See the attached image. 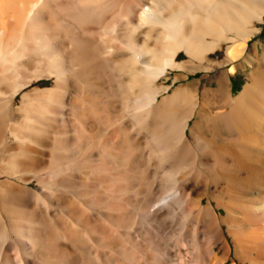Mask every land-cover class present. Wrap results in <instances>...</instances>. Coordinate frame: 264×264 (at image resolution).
<instances>
[{
    "label": "bare ground",
    "instance_id": "obj_1",
    "mask_svg": "<svg viewBox=\"0 0 264 264\" xmlns=\"http://www.w3.org/2000/svg\"><path fill=\"white\" fill-rule=\"evenodd\" d=\"M263 19L264 0H0V134L4 142L19 154L14 158L16 163L12 165L11 162L12 167H0V255L3 247H8L1 256L3 259L0 264H37L39 257L44 260L43 250L48 249L49 245L44 242L48 239L44 226L54 221L52 218L58 211L56 207L70 210L75 204L82 203H78L81 194L85 192L89 195L92 191L81 190L80 194V191H76L85 184L83 182L78 186L76 183L78 189L73 192L80 196L75 202L72 197L76 194L67 192L70 186L66 188V184H69L68 181L79 182L85 176L92 177L94 174L89 172L95 170L96 164L89 168L83 166L90 169L88 172L83 169L82 174L76 170L77 173L64 175L60 173L63 169V163L60 162L65 155L59 156L63 151H70L76 156L79 151L74 148L76 152H73L74 143L71 147L74 122L78 119L77 115L74 118L72 107H76L78 97H86L83 95L85 89L82 84L86 82L100 88V93L99 89L93 90V93L94 96L99 94L102 107L108 109V112H115L113 115L121 112L118 118L121 120L119 125L123 136L128 131L135 142H141L135 126L141 120L151 128L158 116L166 127L163 136L167 134V139L170 136L179 141L178 144H193L200 152L201 149L209 150L216 157L212 164L215 169L214 172L199 170L184 174L183 177L172 176L171 181L168 180L171 176L165 175V178L168 177L165 180L169 181L167 192L158 193L157 182H152L143 193L140 191V197L135 195L140 200L147 199L146 204L143 203L144 213L148 214L151 224H157L156 229H160L156 236H134L135 242L149 248L156 247L157 251L145 247L140 249L139 254H134V251L124 252L119 246L120 240L117 241L122 234L121 230H114L113 236L109 233L108 237L107 230V233L101 231L102 234L94 229L95 236L106 234L113 241L105 238L112 246L108 245L110 250H106L107 246L103 248L106 251L102 249L103 258L100 260L97 253H91L95 245H91L93 240H90V236L86 237L89 234L84 231L88 224L89 228L94 226L91 224L93 221L84 222L86 226L84 223L78 224L84 227L78 238L63 230L60 232L59 226L57 231L56 222H50L56 224V227L52 226L56 230L55 240L54 243L49 240L46 242L54 245L57 242V247L63 245L65 250H71V255L80 256V263H77L79 257L75 258L78 261L73 264H225L228 258L230 260L227 264H264V46L257 49L256 41L249 42L260 30L259 22ZM126 43L131 47V51H128L130 54L127 52L130 58L123 50V44L126 49H130ZM217 50L220 52L217 53ZM181 51L185 57L179 58ZM129 60L132 66L130 63V68L126 69L128 74H124L126 71L123 67ZM239 65L248 66L246 78L242 88L233 94L230 74ZM174 69L179 71H173L171 75ZM197 69H202V75L207 76L204 82L199 83V77H196L175 84L170 92L167 90L169 83L164 78L170 76L173 82ZM124 94L133 99V108L140 113L139 116L137 114L139 122L136 119L134 121L138 122L137 125L127 118L128 109L120 98ZM86 121L93 123L90 119ZM24 124H29L31 132L25 137L11 128L13 125ZM161 130L158 131L159 137L163 134H159ZM156 134H152L155 137L151 140L147 135L150 142L153 139L161 140L162 137ZM27 138L32 139L35 146L28 143ZM144 140L142 142L145 145ZM72 142H76L75 139ZM205 142L210 143L212 149H208ZM169 145L167 143V147ZM179 147L181 149L183 146ZM145 148L141 147L138 151L143 153ZM162 149L161 152L168 150L166 147ZM144 158L143 161L146 160ZM59 160L61 166L57 163L54 165ZM65 160L69 161L67 158ZM151 160L156 159H147L149 162ZM93 161L96 162V159ZM66 165L65 173L69 168ZM59 166L62 167L58 170L60 172L56 171ZM52 168L56 169V173L47 171ZM64 179L68 180L63 186L66 192L59 189ZM92 179L96 180L94 177ZM96 187L99 190V185H95L92 192H99ZM70 189L75 190L74 187ZM100 190L103 188L100 187ZM100 199L98 202L101 204L103 199ZM89 202H83L87 208L83 213L86 212L90 217L100 212L109 215L117 209L108 210L104 207L107 210H102L99 206H104V202L99 206L98 202L96 206H89ZM91 203H95V200ZM179 207L183 213L175 211ZM170 212L174 215L173 219L167 218ZM83 213L79 215L81 219L86 218ZM99 215L102 216L101 213ZM116 217L106 219L115 222L118 221ZM76 218L75 221L79 222L80 219ZM73 220L70 221L75 225ZM116 225L126 229L132 224L121 221ZM171 226L174 227V232L170 229L174 236L169 234L171 231L168 228ZM166 230L169 231L168 235ZM130 244L133 245L132 242ZM9 247L15 248L17 252L13 254ZM136 247L134 245L133 249ZM64 252V258H58V264H66L65 259H69V253L67 256ZM57 257H48L47 264L51 263L50 259L53 262V258Z\"/></svg>",
    "mask_w": 264,
    "mask_h": 264
},
{
    "label": "rangeland",
    "instance_id": "obj_2",
    "mask_svg": "<svg viewBox=\"0 0 264 264\" xmlns=\"http://www.w3.org/2000/svg\"><path fill=\"white\" fill-rule=\"evenodd\" d=\"M259 26H260V30L252 37V39L249 41L250 43H253L254 41H256V44L258 45L257 46V49H261V45H263L264 46V19H263V21H261V22H259ZM261 29H262V32H261ZM127 44V43H126ZM124 45V46H123ZM122 46H123V50H124V52H125V54L127 55L129 52L128 51H131V47H130V49L127 47V49H126V46H125V44H123ZM128 52V53H127ZM220 52V50H217V53H219ZM130 54V53H129ZM129 54L127 55V57H129ZM179 58H182V57H185V54L181 51L180 52V54H179V56H178ZM130 58V57H129ZM130 61V60H129ZM129 61H127V64H128V62ZM130 63H131V66H132V61H130L129 62V64H128V66H126L127 64H125V66L123 67V68H125V69H123L124 70V72L126 71V69L128 70V67L130 68ZM127 67V68H126ZM247 68H248V66L246 65V66H241V65H239L238 67H237V69H235L234 70V72L232 73V74H230V85H232L231 86V93H237L241 88H242V85H243V83L245 82V76H246V72H247ZM173 71H179L178 69H174V70H172L171 71V73L173 72ZM123 72V73H124ZM212 71H209V73H211ZM170 73V74H171ZM190 73V74H189ZM188 74H187V76H185V77H180V78H178V79H175L173 82H171V78H169L170 76H168V77H166V78H164L163 80L165 81V82H167V83H169V87H168V89L167 90H169V92L171 91V87H173V86H175V84L177 85L178 83H180V82H186L187 80H190V79H194V78H196V77H199V83H202V82H204L205 80H206V75H202L204 72H203V70L202 69H197L195 72H189ZM124 74H128V71H126ZM171 75H173V73L171 74ZM232 80V81H231ZM91 82H86V83H82L83 84V86H84V92H83V95L85 94V98L87 99H85L83 96L82 97H78V99H79V101H78V103L76 104V107H75V105L72 107V110H73V114H74V116L75 115H77V117H78V119L76 118V116L74 117V118H76L75 119V122H74V126L76 127H74V129H73V135L75 136H72V138H74L75 139V141L76 142H72V141H74V139H71V147L73 146V143H74V146H73V149L75 148V149H77V151L78 152H76V150L74 151L73 150V152H76L77 154H76V156H74L73 154H75V153H72V152H70V151H68V152H60V153H62V155L59 153V156H61V157H63L64 155V159L63 158H60V159H63V160H61V162H60V160L59 161H57V162H55L54 163V165H56V163H57V165H60V164H58L59 162L63 165L62 167H63V169H61L62 167H57V168H59V169H55V168H52L51 169V171H49V170H47L48 172H50V173H56V171H58V170H60V171H62V172H60V171H58V172H60V173H62V174H68V173H72V172H76V170L78 171H80V173L79 174H82V172L83 171H86V172H88V170L90 171V169H85L86 167H90V165H94V164H96V168H95V170H92V171H90L89 173H92V174H94V175H92V177H94V179L96 178V180H94L93 181V179H92V177L91 176H89V178L87 177L86 178V176H85V174L84 175H82V176H85V177H82V179H81V181H79V182H75V183H71L70 181H68V180H66V179H64L63 180V182H62V184L60 183V185H59V189H63L64 187L63 186H65V184H66V182L68 181V183L69 184H66V188L67 187H69L68 189H66V188H64V189H66L67 190V192L69 191V193H71V192H75L76 191V188H77V185L79 186V185H82L83 184V182H84V184L85 185H87L88 183V186H90V187H92V188H88V186L86 187L85 185H84V187L82 186V188L80 187V189H78L76 192H78V191H80L79 193L81 194V190H82V192H84V190L85 191H87V192H89V190H92V191H94V189H93V187L95 186V185H99V190H98V186L96 187V189L100 192H98L97 193V191L95 190V192H92V191H90L89 192V195H88V193H83V194H81L82 195V197L86 194V195H88L87 197H88V199H86L87 197H85V199H84V197H83V199H80V198H82V197H80L78 200H76V198L78 197V196H80V194H76V193H74V194H76V195H74L72 198H73V201H75V202H77L78 201V203L79 202H82V203H79V205H77V204H75L74 206H73V208H71L72 209V211H74V212H72L71 211V209L69 210V209H67V210H60V209H58L57 207H56V209L58 210H56V209H54L55 210V213H56V211H57V213L55 214L56 216H54V215H52V216H54L53 218H52V216H49V218H52L55 222H56V224H57V227H56V224H53L55 227H56V230H57V228H58V226H59V228L61 229V231L60 232H66V233H70L72 236H76L77 238H78V236L79 235H81L82 234V231H83V229H84V227H79L78 226V224L80 225L81 223H84V222H86V223H90V221H95L96 223H97V227H95V222L93 223V222H91V224H94V226L92 225V227H90L89 228V224H88V226H86V223H84V225L87 227V229L85 230L84 229V231H86L89 235L88 236H86L87 234H85L84 232V234H85V236L86 237H88L89 238V236L91 237L90 238V240L92 239L93 241H92V243H91V241H90V243H91V245L92 244H94L95 246V248H96V250H95V248H92V251H91V253L92 252H94L95 254L97 253L98 255L97 256H99L100 257V260L103 258L102 257V252H103V250H105V249H103V248H105L106 246L108 247V248H106V250H110V248H109V246L111 247L112 245H111V243L110 242H113V241H111L110 239L112 238V237H110V238H108L109 237V235H111V236H113V234L112 233H114L115 231H119V230H121L122 231V234L119 236V239H117V241L118 240H120V242H121V244L119 243V246H120V248L125 252H127V251H134L133 253L134 254H139L140 253V251L141 250H143V249H146L145 247H147V246H142V245H139L138 243H136L135 242V237L134 236H140V235H142V236H152V235H154V236H156V234H158V231L160 232V229L158 230V229H156L158 226H157V224H151V220L149 219V217H148V214H146V212L144 213V211H145V204H146V200L144 199V200H140V196L138 195V194H140L141 195V193H143L144 192V190H146V187H148L149 188V183H152V182H157V192L158 193H160V192H167V182H169V181H171V179H172V176H174V177H179V176H181L182 175V177H183V175L185 174H192V171H195V172H200V171H202V172H214V169H215V167H213L212 166V164H213V161L215 160V156L213 155H211V153L210 152H208L206 149H201V152H200V150L198 151V150H196V147L195 146H193V144L191 145V144H183V143H179L178 144V142L177 141H175V140H173V138H171L170 136L168 137V139L166 138V135L165 136H163L164 135V130H165V124H164V122L162 121V120H160V117H156L157 119H159V121H160V123H159V121H157V119H155L157 122H158V124H157V122L156 121H154L153 122V125H152V129L150 128H148L145 124H144V121H141L140 120V122H142V124H140V122L138 121V116L140 115V113L138 112V111H135L134 110V108H133V106L135 107V104H134V101H133V99L132 98H128V96L129 95H127L126 97H125V94H124V96H122V97H120V98H122V100H123V103H124V106L126 107V109H128V111H126L127 112V114H128V116H127V118H128V120L131 122V123H134V125H137V123H138V126H135V129H137L139 132H138V134H139V137L141 138V142H135L134 141V139L130 136V134H128L129 132L128 131H126V132H124L125 133V135L123 136V134L121 133L122 131H121V127H120V122H121V120H120V118H118V115H120L121 116V112H119V113H117L116 115H113V113L115 114V112H111L110 110H109V112H108V109H106V108H104V107H102L101 106V99H100V96H99V94L98 95H96V96H94L95 94L93 93V90H98L99 91V93H100V88H98V86L96 87V86H94V84H90ZM210 83H213V81H211ZM232 83V84H231ZM85 84V85H84ZM86 87V88H85ZM95 87V88H94ZM120 88H122V87H120ZM86 90H88V91H86ZM91 91V92H90ZM118 92V91H117ZM119 92H120V90H119ZM168 92V91H167ZM90 96V97H89ZM84 98V99H83ZM95 98V99H94ZM128 98V99H127ZM90 99V100H89ZM127 100V101H126ZM89 101V102H88ZM132 101V102H131ZM90 103V104H89ZM96 103V104H95ZM89 104V105H88ZM134 104V105H133ZM91 105H92V107H91ZM98 107V108H97ZM131 107V108H130ZM76 108H77V110H76ZM80 108H82V109H80ZM79 109V110H78ZM94 109V110H93ZM131 109V110H130ZM81 110V111H80ZM83 110H85V111H83ZM98 110V111H97ZM130 110V111H129ZM133 110V112H131ZM105 111H107L108 113L107 114H110V115H108L107 116V114H106V112ZM82 112V113H81ZM86 112V113H85ZM100 114H99V113ZM111 112V113H110ZM128 112H131L130 114L128 113ZM24 113V112H23ZM76 113V114H75ZM134 114V115H133ZM137 114H138V116H137ZM130 115H132V116H130ZM24 116H25V114H24ZM87 116V117H86ZM115 116V117H114ZM86 117V118H85ZM108 117V118H107ZM133 117V118H132ZM137 117V118H136ZM81 118V119H80ZM97 118V119H96ZM111 118H113V119H111ZM116 118V119H115ZM84 119V120H83ZM88 120V119H90L91 120V122L93 121V123H88V121H86V120ZM107 119H109L107 122H106V120ZM110 119H111V121H110ZM134 119V120H133ZM135 119L138 121L137 123L136 122H134L135 121ZM80 122V124H79V122ZM115 120V121H114ZM148 120V119H147ZM146 120V121H147ZM4 121H6V120H4ZM83 123H82V122ZM114 121V122H113ZM189 121H190V119H189ZM85 122V123H84ZM103 122V123H102ZM110 122V123H109ZM116 122V123H115ZM115 123V125H113ZM136 123V124H135ZM147 123H148V121H147ZM154 123H156V124H154ZM162 123V124H161ZM23 124V123H22ZM75 124H77V125H75ZM112 124V125H111ZM160 124V126H158ZM164 124V125H163ZM82 125V126H81ZM108 125V126H107ZM143 125H145V126H143ZM4 126H6V125H4ZM17 126V127H16ZM25 126V127H24ZM111 126V127H110ZM115 126V127H114ZM145 127V128H143V127ZM157 126V127H156ZM162 126H163V128H162ZM80 127V128H79ZM85 127V128H84ZM140 127H142L143 129H141ZM147 127V128H146ZM154 127L156 128V130L154 129ZM160 127V128H159ZM11 128H13V129H15V131L18 133V134H21L22 133V137L24 136H28V135H30L31 134V132H29V130H30V126H29V124H24V125H13ZM10 128V130L11 131H14L13 129H11ZM157 128H159V129H163V131L161 130L160 132H159V134L161 135L162 133V135L160 136V137H162L161 138V140L160 139H158L159 141H157V140H155V139H153L151 142H153V141H157V143H155V144H152L151 142H150V140H151V138H154L155 136H153L152 134H156L158 137H159V135H158V131H159V129H157ZM19 129H21V130H19ZM25 129V130H24ZM76 129V130H75ZM87 129V130H86ZM90 129L92 130V129H94L93 131H90ZM147 129H149V130H147ZM27 130H28V132H27ZM14 131V132H15ZM25 131V132H24ZM155 131L156 133H153V132ZM24 132V133H23ZM75 132H77L76 134H75ZM25 133H26V135H25ZM28 133V134H27ZM117 133V134H116ZM143 133V134H142ZM80 136H79V135ZM92 134H94V135H92ZM97 134V135H96ZM120 134H122V135H120ZM128 134V135H127ZM149 134V135H148ZM145 135V136H144ZM150 137L149 139H148V136ZM153 137H152V136ZM77 136V137H76ZM83 136V138H81ZM101 136V137H100ZM123 136V137H122ZM126 136V137H125ZM168 136V135H167ZM29 137H31V136H29ZM147 137V139H145L146 140V142H145V140L143 139V138H146ZM159 137V138H160ZM163 137H165L166 138V141H165V138L163 139ZM32 138V137H31ZM80 138V139H79ZM170 138H171V140H170ZM28 139L29 138H27V142L29 143L30 142V144L32 145H34V141H32V139L30 140L29 139V141H28ZM127 139H129V140H127ZM144 140V142H145V145L143 144V140ZM124 140V141H123ZM133 140V141H132ZM149 140V141H148ZM164 141V142H160V141ZM31 141H32V143H31ZM148 141V142H147ZM172 141H174V142H172ZM158 142H160L159 144H158ZM168 143V145H169V143H171L168 147H167V143ZM176 142V143H175ZM5 142H4V140H3V138H2V136H1V134H0V167L2 166V168L4 169H6V168H10V167H12V165L13 164H15L16 163V159H14V158H17L16 157V153H15V151L12 149V148H10L9 147V145L8 144H4ZM77 143V144H76ZM92 143V144H91ZM102 144V145H100V144ZM140 145H139V144ZM142 143V144H141ZM151 143V144H150ZM161 143H164V145L162 144L161 145ZM165 143H166V146H165ZM174 143V144H173ZM146 144H147V146H146ZM173 144V146H175V147H173V146H171ZM182 144V145H181ZM209 144V145H208ZM138 145H139V147H138ZM141 145H143V146H141ZM160 145H161V147L162 146H164L163 148L165 149V147L169 150H164V149H162L161 147H160ZM192 146V147H190V148H185V146ZM205 145H206V147L209 149H212L211 147H212V145H210V143H207V142H205ZM35 146V145H34ZM78 146V147H77ZM179 146H183L181 149H180V147ZM77 147V148H76ZM102 147V148H101ZM105 147V148H104ZM138 147V148H137ZM141 147H143V148H145V147H147V148H145L144 150V152L143 153H145L146 151H148V152H146V154H147V156L145 157L144 155H146V154H143V153H140V151H138V150H140V148ZM160 147V148H159ZM10 148V149H9ZM107 148V149H106ZM157 148H159V151H158V153L156 152L158 149ZM172 148H173V150H172ZM187 149V151H185V149ZM6 149V150H5ZM12 149V150H11ZM152 150V149H156V150H152V151H150V150ZM164 150V151H160V150ZM176 150V152H175V150ZM12 151V152H9V151ZM134 150V151H133ZM189 150V151H188ZM6 151V152H5ZM126 151V152H125ZM137 151V152H136ZM149 151H150V153H149ZM154 151V152H153ZM183 151V152H182ZM185 151V152H184ZM191 151V152H190ZM206 151V152H205ZM5 152V153H4ZM98 152V153H97ZM131 152V153H130ZM72 153V155H70ZM96 153L98 154V155H96ZM100 153V154H99ZM114 153V154H113ZM127 153V154H126ZM175 153H176V155H175ZM198 153V154H197ZM203 153V154H202ZM14 154V155H13ZM66 154H67V156H66ZM109 154V155H108ZM117 154V155H116ZM143 156H142V155ZM174 154V155H173ZM209 154V155H208ZM69 155H70V157H69ZM91 157H90V156ZM95 155V156H94ZM100 155V156H99ZM107 155H108V157H107ZM171 155H173V156H175V157H173V156H171ZM204 155V156H203ZM8 156H9V158H8ZM17 156H19V154L17 155ZM94 156V157H93ZM122 156H123V158H122ZM175 158V159H173L172 160V158ZM178 156H180V157H178ZM3 157V158H2ZM7 157V159H5ZM74 157V158H73ZM115 157V158H114ZM129 157V158H128ZM139 157H140V159H139ZM145 157V158H144ZM167 157H168V159H167ZM195 157V158H194ZM11 158V159H10ZM67 158V160H69L68 162L65 160ZM89 158H91V159H89ZM123 160H122V159ZM138 160H137V159ZM143 158H144V160L145 161H143ZM149 158H152L153 160L154 159H156V160H154V161H152L151 160V162H149V161H147V159H149ZM170 158V159H169ZM181 158H182V160H181ZM188 158V159H187ZM5 159V160H4ZM13 159H14V161H13ZM95 160L96 159V162L95 161H93V160ZM178 159V160H177ZM7 160V161H6ZM12 160V161H11ZM90 160V161H89ZM125 160V161H124ZM160 160V161H159ZM171 162H170V161ZM176 160V161H175ZM191 160V161H190ZM5 161V162H4ZM63 161V162H62ZM91 161H93V162H91ZM98 161V162H97ZM114 161V162H113ZM11 162H12V165H11ZM72 162V163H71ZM88 162V163H87ZM9 163V164H8ZM143 163V164H142ZM64 164H67L66 165V168H68L67 169V173H65V167H64ZM82 164V165H81ZM87 164V165H86ZM207 164H209V165H211L210 166V168H209V165L207 166ZM5 165H7V166H5ZM4 166V167H3ZM68 166V167H67ZM73 166V167H72ZM75 166H78V167H81L80 169H77L78 167H76L75 168ZM83 166H86L85 168L83 167ZM106 166V167H105ZM123 166V167H122ZM148 168H147V167ZM208 167V168H206V167ZM72 169H71V168ZM83 167V168H82ZM88 167V168H89ZM92 167V166H91ZM104 167V168H103ZM211 167H213V168H211ZM74 168H75V171H74ZM93 169H94V167H92ZM91 168V169H92ZM99 168V169H98ZM106 168V169H105ZM171 170H170V169ZM172 168H174V169H172ZM193 168V169H192ZM84 169V170H83ZM104 169V170H103ZM206 169V170H205ZM211 169V170H210ZM56 170V171H55ZM69 170V171H68ZM73 170V171H72ZM83 170V171H82ZM200 170V171H199ZM213 170V171H212ZM78 171V172H79ZM170 171V172H169ZM85 172V173H86ZM166 172H168V173H166ZM77 173V172H76ZM101 173V174H100ZM86 175L88 176V173H86ZM167 175H169L168 177H170L171 176V178L170 179H168V177L167 178H165ZM175 175H177V176H175ZM184 175V176H185ZM109 176V177H108ZM155 176V177H154ZM116 177V178H115ZM123 177V178H122ZM127 177V178H126ZM85 178L87 179V180H85ZM90 178H91V180H90ZM111 178H112V180H111ZM114 178V179H113ZM118 178H120V180L118 179ZM122 179H124L123 181H122ZM165 179H168V180H165ZM66 180V181H65ZM89 180V181H88ZM98 180V182H96ZM107 180V181H106ZM103 181H105V182H103ZM109 181V182H108ZM114 181H115V183H114ZM82 182V183H81ZM87 182V183H86ZM94 182V183H93ZM112 182V183H111ZM118 182V183H117ZM158 182H159V184H160V186H159V184H158ZM71 183V184H70ZM76 183H77V185H76ZM91 183V184H90ZM92 183H93V185H92ZM102 183V184H101ZM114 183V184H113ZM164 183H166V184H164ZM64 184V185H63ZM95 184V185H94ZM104 184V185H103ZM122 184V185H121ZM72 185V186H71ZM109 185V186H108ZM115 185V186H114ZM119 185V186H118ZM121 185V186H120ZM148 185V186H147ZM76 186V187H75ZM106 187V189L104 188V187ZM62 187V188H61ZM75 188V190L74 189H70V188ZM100 187H101V189L103 188V190H100ZM112 187H114V188H112ZM119 187V188H118ZM88 188V189H87ZM63 189V190H64ZM70 189V190H69ZM143 189V190H142ZM160 189V190H159ZM66 190H64L65 192H66ZM110 190V191H109ZM115 191V193H114V191ZM108 191V192H107ZM140 191H141V193H140ZM143 191V192H142ZM2 192H3V190H2ZM102 192V193H101ZM93 194V195H92ZM99 194H101V195H99ZM70 195V194H69ZM71 195H72V193H71ZM92 195V196H91ZM99 195V196H98ZM139 196V197H137L136 198V196ZM6 196V195H5ZM89 196H91V197H93L94 196V198L92 199L91 197H89ZM96 196L97 197H99V198H97V199H95L96 198ZM101 198V199H100ZM121 198V199H120ZM146 198H147V196H146ZM90 199V200H89ZM100 199V201L103 199V201L102 202H104V206H99V204H100V202H98V200ZM135 199H137V201L135 200ZM81 200V201H80ZM85 200V201H84ZM90 201L88 204H89V206H92V204H94V206H96L95 204L97 203V206H99L100 208H102V210H104L105 208L104 207H107V209L109 210L110 208H112V209H115V208H117V209H115V210H112V209H110V210H112L111 212V214H109V215H107L106 213H104V212H100L101 213V215L103 216V214H104V217H105V219H103L104 217H100V213L98 214V215H96V216H93V217H90L89 215H86L85 213H83L87 208H86V205L84 204L85 202H86V204H87V202L88 201ZM94 200H95V203H91V201H93L94 202ZM97 200V201H96ZM135 200V201H134ZM145 201V202H144ZM84 202V203H83ZM101 202V204L100 205H102L103 203ZM134 202H136V203H134ZM90 203H91V205H90ZM143 203H145V204H143ZM82 204H84V206L81 205ZM111 204V205H110ZM142 204V205H141ZM117 205V206H116ZM109 206V207H108ZM179 206V205H178ZM178 206L176 207L177 209H178ZM79 207H80V209H79ZM83 207H84V210H83ZM88 207V206H87ZM119 207H121L120 209H118ZM123 207V208H122ZM138 207V208H137ZM144 207V208H143ZM77 208V209H76ZM82 208V209H81ZM86 208V209H85ZM107 209H105V210H107ZM122 209H126V210H124V212L122 211ZM138 209V210H137ZM141 211H140V210ZM177 209H175V211L176 212H178V213H183L182 211V208L181 207H179V210L177 211ZM60 210V211H59ZM83 210V211H82ZM117 210H119L121 213H116V211ZM128 210V211H127ZM218 210V209H217ZM219 210H222V209H219ZM218 210V211H219ZM78 211V214H76V212ZM81 211V212H80ZM129 213H127V212ZM137 211V212H136ZM59 212V213H58ZM63 212V213H62ZM65 212H66V215H64L65 214ZM144 213V215H143V213ZM61 213V214H60ZM69 213V215H67ZM81 213H83L85 216H86V218H82V219H84V220H82L81 218H80V214ZM126 213V214H125ZM49 214V213H48ZM59 214V215H58ZM70 214H71V216H70ZM82 214V216L84 217V215ZM169 214V213H168ZM173 214V213H172ZM171 214V212H170V214L169 215H167V218L169 217V219H171L172 217H174V215H172ZM49 215H51V214H49ZM60 215H61V217H60ZM116 215L117 216H119L120 218L118 219V217H116ZM130 215V216H129ZM146 215V216H145ZM172 215V216H171ZM68 216H70L69 218H67ZM107 216H109V217H107ZM111 216L114 218V217H116L117 219H118V221H115V222H117V223H115L114 222V220L111 222L110 220L111 219H113V218H111ZM128 216V217H127ZM76 217H78V219H80V220H82L81 222H80V220H78ZM96 219H95V218ZM60 218V219H59ZM66 218V219H65ZM75 218H76V220H78L79 222H76L75 221ZM106 218H109L108 220L106 219ZM115 218V219H116ZM128 218V219H127ZM51 219V220H52ZM63 219V220H62ZM74 219V220H73ZM98 219V220H97ZM173 219V218H172ZM68 221V222H65V221ZM70 220H73L72 222L74 223V221L76 222L75 223V225H73L72 223H71V221ZM104 220H106L107 221V223L105 222L104 223ZM135 222H134V221ZM150 220V221H149ZM54 221H50V222H54ZM121 221L122 222H126L127 224H129L130 225V223L132 224L131 225V227H133V229L131 228V227H129V228H131V230L129 229V228H124V227H120V225H116V224H120L121 223ZM50 222H48V223H50ZM64 222H65V225H64ZM101 222H103V223H101ZM108 222H109V224H108ZM119 222V223H118ZM46 224L47 226L48 225H50L51 224V226L49 227L48 226V228H47V226H44L45 227V229H44V232H46L47 233V235H48V239H46L44 242H45V244H51L50 242L49 243H47L46 241H52L53 243H54V241L53 240H55L54 239V236H55V232H56V230H55V227H54V229H53V225H52V223H50V224ZM111 223V224H110ZM115 223V224H114ZM134 223V224H133ZM70 224H72L73 226H71L72 227V229L70 230L69 228H70ZM77 224V225H76ZM90 224V225H91ZM104 224H106V225H104ZM63 225H64V227H63ZM82 225V224H81ZM98 225H100L99 227L100 228H98ZM110 225V226H109ZM113 225V226H112ZM159 225V224H158ZM65 226H67L66 228H65ZM75 226H77V227H75ZM112 226V227H111ZM105 229H104V228ZM109 228V230H108V228ZM112 229H111V228ZM114 227V228H113ZM172 227V226H171ZM169 227L168 228V230L169 231H171V230H173V232H174V227ZM97 228V229H96ZM121 228V229H120ZM153 228V229H152ZM91 229V230H90ZM97 231V232H106L107 233V231H108V233H107V236H106V234L105 235H103V236H101V237H99L98 235H96L95 236V234H96V232H95V230ZM111 229V230H110ZM134 229H137L136 231H133ZM140 229V230H139ZM156 229V230H155ZM171 229V230H170ZM63 230V231H62ZM66 230V231H65ZM70 232H69V231ZM73 230V231H72ZM78 230V231H77ZM90 230V231H89ZM93 230V231H92ZM107 230V231H106ZM115 230V231H114ZM124 230H126V231H124ZM168 230H166V232H167V235H168ZM58 231V230H57ZM68 231V232H67ZM141 231V232H140ZM92 232V234H90ZM95 234H94V233ZM101 232V233H102ZM116 232V233H117ZM136 232V233H135ZM172 231L169 233V234H171V233H173ZM110 233V234H109ZM115 233V234H116ZM139 233V234H138ZM83 234V235H84ZM99 234V233H98ZM103 234V233H102ZM101 234V235H102ZM109 234V235H108ZM125 234H127L126 236H125ZM160 234V233H159ZM162 234V233H161ZM164 235L166 234L165 232L163 233ZM100 235V234H99ZM124 235V236H123ZM131 235V236H130ZM171 235H173V234H171ZM170 235V236H171ZM93 236V237H92ZM98 236V237H97ZM105 236V237H104ZM123 236V237H122ZM174 236V235H173ZM52 237H53V239H52ZM115 237V236H114ZM132 239H131V238ZM97 238H101V239H97ZM105 238H107V239H109L110 240V242H108L109 240H105ZM121 238V239H120ZM124 238V239H123ZM128 238V239H127ZM52 239V240H51ZM96 239H97V241H96ZM134 239V240H133ZM95 240V241H94ZM124 240V241H123ZM129 240V241H128ZM130 240H132V241H130ZM100 243L99 244V246L100 247H98V243ZM107 242L108 243H110V244H107ZM129 242V243H128ZM133 243V245H131L130 243ZM135 242V243H134ZM52 243V244H53ZM128 243V244H127ZM48 245V249H47V251H46V249H44L43 250V252H44V256H42V258H44V260L42 259V260H40L41 259V257H37L36 259L38 260L37 262V264H44L46 261V259L48 260L49 258L48 257H52V255L53 256H60V257H57V258H53V262H54V260H56L54 263H56L57 261H59V259H61L62 257H63V252H64V255H67L68 256V253L69 252H71V250L69 249V251L67 250H65L64 248V246L63 245H60L59 247H57L59 244L56 242V245ZM138 244V245H137ZM105 245V246H104ZM109 245V246H108ZM134 245H135V247L137 246V247H139V249L136 247L135 249H137V250H135V249H133L134 248ZM56 246V247H55ZM61 246H62V248H61ZM129 246H131V247H129ZM133 246V247H132ZM54 247H55V249H54ZM93 247V246H92ZM128 247V248H127ZM67 248V247H66ZM143 248V249H142ZM147 248H149V247H147ZM7 249H8V247L7 246H4L3 247V249H2V252H1V255H0V263H2V257H3V254L7 251ZM9 249L10 250H12L11 252L14 254L15 252H17L16 250H15V248L13 249L12 247H9ZM64 249V250H63ZM93 249H94V251H93ZM103 249V250H102ZM141 249V250H140ZM149 249H156L155 251H157V248L155 247V248H149ZM105 250V251H106ZM97 251V252H96ZM102 251V252H101ZM58 253H60L59 255H57ZM72 253V252H71ZM71 253H69V259H65V262H66V264H73V262H77L78 260H79V262H77V263H80V260H81V257L80 256H77V255H71ZM93 253V254H94ZM101 253V254H100ZM51 254V255H50ZM230 254H231V252H230ZM49 255V256H48ZM62 255V256H61ZM2 256V257H1ZM47 256V258H45ZM66 256V257H67ZM18 257V256H17ZM16 257V258H17ZM65 257V258H66ZM74 257V258H73ZM80 257V259H78ZM59 258V259H58ZM64 258V257H63ZM73 260H72V259ZM75 258H77V259H75ZM98 258V257H97ZM19 259V258H18ZM58 259V260H57ZM71 259V260H70ZM51 260V263L50 264H52L53 262H52V259H50ZM64 260V259H63ZM63 260H61V261H63ZM66 260H68V261H72V262H68V261H66ZM228 260H230V258H228L227 259V262L225 263V264H227L228 263ZM43 261V262H42ZM40 262V263H39ZM49 262V260L45 263V264H47ZM60 262V261H59ZM53 263V264H54ZM57 264H58V262H57Z\"/></svg>",
    "mask_w": 264,
    "mask_h": 264
},
{
    "label": "trees",
    "instance_id": "obj_3",
    "mask_svg": "<svg viewBox=\"0 0 264 264\" xmlns=\"http://www.w3.org/2000/svg\"><path fill=\"white\" fill-rule=\"evenodd\" d=\"M261 32H262V29H261Z\"/></svg>",
    "mask_w": 264,
    "mask_h": 264
}]
</instances>
